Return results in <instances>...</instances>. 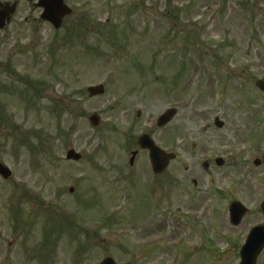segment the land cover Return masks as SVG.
<instances>
[{"label": "rangeland", "instance_id": "374dc122", "mask_svg": "<svg viewBox=\"0 0 264 264\" xmlns=\"http://www.w3.org/2000/svg\"><path fill=\"white\" fill-rule=\"evenodd\" d=\"M84 1H72L73 20L82 15L92 21L91 31L62 30V50L20 51L11 85L0 69V159L12 170L9 182L0 179L3 237L28 238L34 214L51 221L60 220L62 212V243L84 235L77 227L97 220L103 226L97 229L95 222L92 227L109 239L104 249L117 262L238 264L250 219L230 229L227 214L219 211L227 198L214 195L222 186L250 207L264 195L253 190L248 202L236 190V183L257 188L258 168L252 176L239 172L264 154V95L254 86L264 77V0ZM185 22L193 26L187 30ZM127 62L134 69L121 64ZM19 77L34 85L36 101L29 100ZM96 84L104 93L88 98L86 87ZM168 107L176 108V116L164 134L153 131L161 148L166 144L177 158L163 184L145 174L114 178L108 169L112 162L128 158L135 136ZM92 113L100 117L98 128L87 121ZM215 117L222 129L213 125ZM171 137L176 146L166 143ZM69 148L82 155L81 163L65 161ZM249 150L252 159L245 160ZM211 156L223 157L228 165L205 172L201 162ZM172 180L178 186H167ZM78 193L83 198L74 203ZM43 202L55 206L53 213ZM147 226L154 230L143 232ZM153 235L158 244L141 253L137 248L147 246ZM104 254L98 249V257ZM257 264H264V253Z\"/></svg>", "mask_w": 264, "mask_h": 264}, {"label": "flooded vegetation", "instance_id": "af4514ba", "mask_svg": "<svg viewBox=\"0 0 264 264\" xmlns=\"http://www.w3.org/2000/svg\"><path fill=\"white\" fill-rule=\"evenodd\" d=\"M72 1L78 0H63V3L70 8V14L62 18V0H0V67L2 66L0 69H11L12 66L17 67L18 63L15 59L20 51L31 52L36 49H44L51 44H57L62 50V30H68L69 33L73 29H79V31L82 32L91 31L94 26L92 21L84 19L82 15H79L75 21L73 20V17L76 16L77 9L72 7ZM46 11L57 15L59 18L58 28H55L54 24L45 20L44 12ZM45 40H47V42H45ZM159 131L164 134L162 129ZM212 137L211 134L210 139H212ZM207 139H209V135ZM166 143H169L168 139ZM170 144L174 146L173 140H171ZM143 154L146 156L147 152ZM218 157L219 156H211L207 158L203 163L205 171L213 169L212 164H215L216 158ZM137 161H141V163L137 164ZM223 165L226 166L225 162ZM137 167H139L141 172H145L146 174H148V170L151 171L147 157H143L142 159L135 158L133 164L129 166V169L134 170ZM260 167H264V161L261 163ZM162 175L163 174H153L152 177L156 180V178L162 177ZM246 184L250 190L254 189L252 185H249V182ZM236 186L240 194L245 193V186H241L239 183H236ZM263 187L264 183L259 186V188ZM207 194L209 195V193ZM247 196L249 195H246L245 198H248ZM244 218L245 220L242 221L240 226H243L247 219H250L252 226H264V211L261 209L259 203L253 206L252 211L248 209ZM232 228L237 229V227ZM24 241L25 239L15 238L10 240L0 239V260L4 257L3 260L9 262L12 259V254L22 249ZM35 241L39 245L47 246L49 253L56 251L57 246H59L58 249L60 251L62 264V225L59 230V237H40L35 239ZM97 245L98 243H92L90 247L84 248L82 252L85 253L86 257L90 258L94 256L95 251L93 247ZM14 259L16 260L15 257Z\"/></svg>", "mask_w": 264, "mask_h": 264}, {"label": "water", "instance_id": "95a60500", "mask_svg": "<svg viewBox=\"0 0 264 264\" xmlns=\"http://www.w3.org/2000/svg\"><path fill=\"white\" fill-rule=\"evenodd\" d=\"M64 14L65 13H63L62 11V15ZM257 85L262 91H264V80L259 81ZM87 92L89 93L90 96L99 95L102 93V87L101 86L90 87L87 89ZM171 114L172 112L170 111L167 113L166 116H162L161 124H165L170 119ZM89 121L93 126H95L98 123V117L95 114H93L89 117ZM145 142L146 140L144 139L140 140V144L151 151L150 156L152 160L154 159L157 160L158 158H160L161 155L164 156V158L166 159L164 164L155 162L156 168L158 170H161L165 166L167 160H169L170 158H173V155H164L160 151H158L156 148H154L150 141L146 143ZM67 157L72 158V159H78L79 155L75 154L73 151H69L67 154ZM0 175L3 178H7L10 175V172L6 168H4L2 165H0ZM231 214L234 216L232 219V223L237 224L241 216V210L237 207V204L231 205ZM263 244H264V237L257 235V231L253 232L248 237L245 245L243 246L241 250V258H242L241 264H254L255 258L257 254L259 253ZM103 264H113V263L105 261L103 262Z\"/></svg>", "mask_w": 264, "mask_h": 264}]
</instances>
